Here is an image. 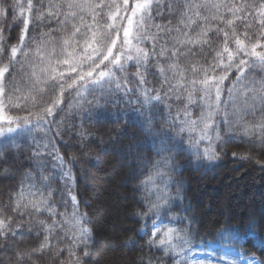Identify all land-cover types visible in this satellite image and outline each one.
Listing matches in <instances>:
<instances>
[{
  "label": "snow or ice",
  "instance_id": "obj_1",
  "mask_svg": "<svg viewBox=\"0 0 264 264\" xmlns=\"http://www.w3.org/2000/svg\"><path fill=\"white\" fill-rule=\"evenodd\" d=\"M149 76L159 89L146 87ZM122 98L141 106L140 130L159 141L161 157L137 162L149 168L141 184L155 197L133 212L149 252L142 264H264L258 220L225 223L206 241L193 216L172 210L183 200L173 179L182 153L212 163L242 148L233 159L264 169V0H0V152L44 133L32 137L35 167L0 190V264H88L96 254L74 168L93 142L85 124ZM160 104L168 115L156 130ZM17 174L3 167L0 184ZM201 244L206 259L192 255Z\"/></svg>",
  "mask_w": 264,
  "mask_h": 264
},
{
  "label": "trees",
  "instance_id": "obj_2",
  "mask_svg": "<svg viewBox=\"0 0 264 264\" xmlns=\"http://www.w3.org/2000/svg\"><path fill=\"white\" fill-rule=\"evenodd\" d=\"M16 35L13 32V36ZM148 81L146 87L149 90L160 88L152 76L148 77ZM135 86L132 85L133 88ZM131 98L135 101L136 96ZM118 104V107L110 105L108 114L100 122L85 124L92 133L93 142L86 156L82 157V163H77L74 168L73 191L78 195L80 211L87 213L97 236V252L87 258L88 264H142L141 257L149 255L146 248L141 249L144 241L136 236L143 222H137L133 212L145 206V197H155L141 184V181L148 179L149 168L141 169L137 162L140 159H160L156 151L159 141L140 130L144 117L140 115L139 104H128L127 98H122ZM159 108L162 111L155 117L156 130L162 126L161 116L168 115L164 104H160ZM43 136L44 133L34 131L32 136L17 137L15 142H10L0 152V171L3 167H9L18 172L15 180L0 184V190L15 186L28 171L27 166L35 167L33 148L36 144L32 137L40 140ZM233 150L244 149L230 148L226 157L212 163L197 162L191 155L183 153L176 156L174 161L180 166V171L173 179L181 182L183 200L174 201L172 210L181 217L193 216L206 241L211 240L208 233L215 228L225 223L239 227L247 218L258 220L262 227L257 231L264 235V169L251 160L233 159ZM45 159L48 161L47 167L51 169V158ZM3 179L0 177V180ZM156 183H160L159 179ZM59 186L62 185H54ZM151 187L147 185V188ZM169 190L174 193L175 184L170 185ZM147 223L150 228L151 222ZM129 237L135 241L134 245L125 243ZM17 243L22 245L25 241ZM253 243L249 238L246 245L249 254L252 253ZM256 247L258 249L259 246ZM208 250L201 244L192 249V255L206 254ZM151 254L156 258L162 256L156 249ZM235 260L240 264L238 257ZM43 264L50 262L45 259ZM162 264H172V260L163 257Z\"/></svg>",
  "mask_w": 264,
  "mask_h": 264
},
{
  "label": "rangeland",
  "instance_id": "obj_3",
  "mask_svg": "<svg viewBox=\"0 0 264 264\" xmlns=\"http://www.w3.org/2000/svg\"><path fill=\"white\" fill-rule=\"evenodd\" d=\"M3 137H0V139H2ZM194 258H196V259H206L207 257H206V254H198V255H195V256H193ZM238 259H239V257H238Z\"/></svg>",
  "mask_w": 264,
  "mask_h": 264
}]
</instances>
